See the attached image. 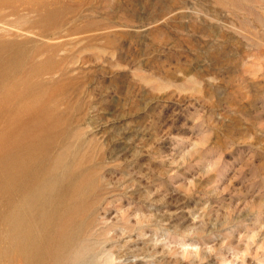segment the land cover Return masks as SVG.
<instances>
[{
    "label": "rangeland",
    "instance_id": "rangeland-1",
    "mask_svg": "<svg viewBox=\"0 0 264 264\" xmlns=\"http://www.w3.org/2000/svg\"><path fill=\"white\" fill-rule=\"evenodd\" d=\"M0 264H264V0H0Z\"/></svg>",
    "mask_w": 264,
    "mask_h": 264
}]
</instances>
